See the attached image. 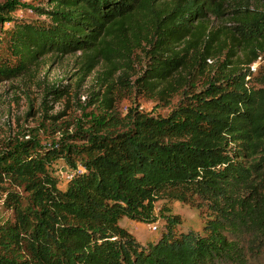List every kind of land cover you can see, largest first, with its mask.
Instances as JSON below:
<instances>
[{"label":"trees","instance_id":"trees-1","mask_svg":"<svg viewBox=\"0 0 264 264\" xmlns=\"http://www.w3.org/2000/svg\"><path fill=\"white\" fill-rule=\"evenodd\" d=\"M21 5L0 3V82L79 53L83 76L98 65L104 78L120 72L124 95L179 99L166 116L121 117L108 83L73 145L1 144L0 264L264 259V75L250 69L264 61V0H46L33 7L43 21L12 17ZM59 159L80 167L63 186L50 172ZM162 200L195 205L201 232L166 215L142 243L119 224L152 223Z\"/></svg>","mask_w":264,"mask_h":264},{"label":"rangeland","instance_id":"rangeland-1","mask_svg":"<svg viewBox=\"0 0 264 264\" xmlns=\"http://www.w3.org/2000/svg\"><path fill=\"white\" fill-rule=\"evenodd\" d=\"M7 0H0L4 2ZM17 1V0H12ZM24 5L19 6L12 17L43 21L46 17L39 15L33 7L45 6L46 0H20ZM217 24H219L217 22ZM11 23L5 22L3 30ZM79 53L64 57L47 56L28 75L9 81L0 82V145L15 139L38 138L42 146L53 147L74 144L76 140L71 134L76 128H84L95 121L102 112L100 105L103 93L108 83H113V110L123 117L129 108L152 115L166 116L175 107L179 95H175L170 103L162 104L156 100L137 96L124 95V89L117 83L120 72L103 77V66H96L88 75L83 76L80 64L82 57ZM225 58V52L221 60ZM214 58L206 60V71L214 65ZM250 69L256 76L264 75V61L256 62ZM53 87H59L60 92L48 93ZM76 167L75 169H79ZM64 160H56L50 164V172L63 186L65 181L75 171ZM3 210L0 207V215ZM180 217L179 229H191L201 232L203 217L201 210L195 205L178 201L162 200L155 204L153 222L161 223L166 215ZM119 224L133 232L136 241L144 242L155 233L149 223H142L123 217ZM250 264H264L263 256H256Z\"/></svg>","mask_w":264,"mask_h":264},{"label":"built area","instance_id":"built-area-1","mask_svg":"<svg viewBox=\"0 0 264 264\" xmlns=\"http://www.w3.org/2000/svg\"><path fill=\"white\" fill-rule=\"evenodd\" d=\"M150 229L154 232L156 229H157V222H154V223H150Z\"/></svg>","mask_w":264,"mask_h":264},{"label":"crops","instance_id":"crops-1","mask_svg":"<svg viewBox=\"0 0 264 264\" xmlns=\"http://www.w3.org/2000/svg\"><path fill=\"white\" fill-rule=\"evenodd\" d=\"M121 226H123V225H121ZM123 227L126 228L131 234H133V232H132L130 229H128V228L125 227V226H123ZM150 238H151V237H150ZM148 239H149V238L145 239V241L148 240ZM145 241H144V242H145ZM139 242H141V241H139ZM142 243H143V242H142Z\"/></svg>","mask_w":264,"mask_h":264}]
</instances>
